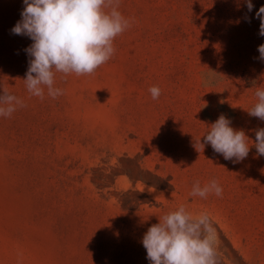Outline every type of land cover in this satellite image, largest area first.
Returning a JSON list of instances; mask_svg holds the SVG:
<instances>
[{"label": "rangeland", "instance_id": "1", "mask_svg": "<svg viewBox=\"0 0 264 264\" xmlns=\"http://www.w3.org/2000/svg\"><path fill=\"white\" fill-rule=\"evenodd\" d=\"M118 2L130 27L114 55L91 75L57 72L64 94L41 99L23 81L33 41L11 33L23 0H0V86L25 105L0 116V264H150L144 234L181 206L209 215L221 264H264V122L248 114L264 0ZM221 114L249 139L242 162L195 147ZM213 179L222 196L190 195Z\"/></svg>", "mask_w": 264, "mask_h": 264}, {"label": "clouds", "instance_id": "2", "mask_svg": "<svg viewBox=\"0 0 264 264\" xmlns=\"http://www.w3.org/2000/svg\"><path fill=\"white\" fill-rule=\"evenodd\" d=\"M244 3L252 12V0ZM118 8V0H23L21 19L11 33L33 41L25 49L29 61L23 81L28 92L43 99L47 87L48 95L55 99L64 94L63 89L54 87L57 72L91 75L108 62L115 53L114 39L130 27ZM256 18L260 20L259 35L264 37V6L256 12ZM245 19L251 22V18ZM257 50L259 60L264 61V44ZM0 89V116L11 117L17 106H25L2 86ZM149 92L153 100L161 95L158 86ZM255 95L257 103L248 114L264 122V85L257 87ZM231 124L221 114L204 135L203 143L198 141L195 147L204 150L210 144L225 160L242 162L250 152L249 139L244 130H236ZM254 132L253 146L258 156H264V128ZM210 193L222 196L223 189L215 179L204 187L196 181L190 195L207 198ZM141 242L150 264H221L217 229L206 212L194 217L181 206L149 227Z\"/></svg>", "mask_w": 264, "mask_h": 264}]
</instances>
